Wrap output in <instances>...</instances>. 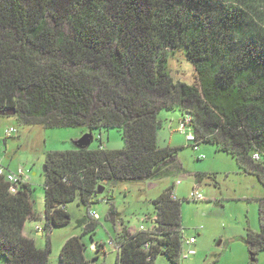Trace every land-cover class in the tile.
I'll use <instances>...</instances> for the list:
<instances>
[{"label": "trees", "instance_id": "1", "mask_svg": "<svg viewBox=\"0 0 264 264\" xmlns=\"http://www.w3.org/2000/svg\"><path fill=\"white\" fill-rule=\"evenodd\" d=\"M179 49L194 63L193 83L169 70ZM11 109L14 115L0 116L123 131L122 149L79 147L77 139L73 149L46 154L44 230L70 223L66 205L78 197L90 211L107 188L159 180L180 168L178 147L158 143L163 110L191 116L194 147L215 144L264 184V0H0V111ZM172 188L154 200L156 218L141 224L145 230L123 226L111 238L119 246L117 264L190 258L181 257L188 246L182 201ZM32 193L30 182L12 193L0 176L3 264H49L50 248L24 234L27 220L39 216ZM117 215L111 204L108 218L120 222ZM96 220L85 215L77 223L93 236ZM260 221V230L242 237L252 261L264 250V197ZM87 247L81 235L70 237L62 264H105L103 242L91 243L93 256Z\"/></svg>", "mask_w": 264, "mask_h": 264}, {"label": "rangeland", "instance_id": "2", "mask_svg": "<svg viewBox=\"0 0 264 264\" xmlns=\"http://www.w3.org/2000/svg\"><path fill=\"white\" fill-rule=\"evenodd\" d=\"M169 70L175 80L193 83L197 73L192 59L181 49L169 59ZM163 126L159 130L160 146L178 147L180 168L168 177L146 182H126L114 189L107 188L102 197L92 203V212L97 213L98 226L92 236L78 226V219L89 214V207L78 197L67 203L71 215L70 223L52 226V231L42 234L33 228L35 224L45 226V157L49 151L70 150L74 141L87 132L85 127H45L42 124H24L16 116H0V155L6 163L28 168L31 172L33 200L39 216L27 221L26 228L34 236L40 248L49 249V264H62L61 249L74 235H81L88 246L86 253L95 255L90 246L93 241L104 243L102 258L105 264H117L118 253L111 238H115L123 226L137 229L141 224L151 225L156 218L154 200L165 189L173 186L181 202V216L184 238L193 235L197 238L196 254L189 259L173 261L169 256H159L155 264H264V250L251 260V253L242 237L252 230H260V199L264 197V184L259 178L243 171L237 158L217 149L213 143L189 141L185 132L178 129L183 115L178 110H163L160 113ZM17 131L6 136V128ZM192 129V128H191ZM190 128L188 127V130ZM194 133V130L192 129ZM91 148L122 149L125 147L123 131L120 127L95 129ZM102 139H101V138ZM7 142V144H5ZM204 154L205 158H198ZM4 161V159H3ZM181 179V183H176ZM199 189L203 199H193L190 193ZM111 204L119 211L121 221L115 223L108 218ZM115 218V216H114ZM122 219L124 224H122ZM36 226V227H37ZM6 257H0V264Z\"/></svg>", "mask_w": 264, "mask_h": 264}, {"label": "built area", "instance_id": "3", "mask_svg": "<svg viewBox=\"0 0 264 264\" xmlns=\"http://www.w3.org/2000/svg\"><path fill=\"white\" fill-rule=\"evenodd\" d=\"M192 118L189 115H186L184 118H182L178 123V129L182 132H185L187 135V139L189 141H194L195 135L192 132ZM188 127L190 128V131L188 130ZM17 131L14 127L6 128V136H12ZM197 149L198 146H195ZM199 158H205L204 154H200L198 156ZM255 159H260V155L258 153H255L253 155ZM0 176H4L6 180L9 182V189L12 193H15L18 190V186L20 183L30 182L31 183V172L28 168H25L24 166L19 167L17 170L10 169L7 165L4 164L3 157L0 155ZM177 183H181V179L177 180ZM190 197L193 199H203V194L199 189H194L190 193ZM174 199H177L178 197L174 194ZM89 216L92 219H98L97 213L92 212V210L89 211ZM141 230H145V227L141 225ZM37 231H44L43 225H38L36 227ZM52 231V229H49ZM111 243L114 245L115 248L119 249V246L116 245V243L113 240H110ZM196 243V237L190 236L185 239L184 244L188 246L187 250H183L181 253L182 258H189L191 255L196 254V249L191 247L194 246ZM149 243H146V247H148ZM92 249H95V244L92 245Z\"/></svg>", "mask_w": 264, "mask_h": 264}, {"label": "water", "instance_id": "4", "mask_svg": "<svg viewBox=\"0 0 264 264\" xmlns=\"http://www.w3.org/2000/svg\"><path fill=\"white\" fill-rule=\"evenodd\" d=\"M16 113V111L14 109L11 110H7V111H0V114H9V115H14ZM94 135L93 133L88 130L86 133H84L77 141L76 144L79 147H88L91 145L92 141H93ZM46 166L44 165V168ZM104 188L101 189L100 193H103Z\"/></svg>", "mask_w": 264, "mask_h": 264}, {"label": "crops", "instance_id": "5", "mask_svg": "<svg viewBox=\"0 0 264 264\" xmlns=\"http://www.w3.org/2000/svg\"><path fill=\"white\" fill-rule=\"evenodd\" d=\"M5 144H7V142H6ZM1 156H2L3 159H4V164L7 165V166H8L10 169H12V170H17L19 167L22 166V165L19 166V165H20L19 163L14 164V163H13V161H14L13 159H10L9 162L6 163V158H7V157L4 158L3 155H1ZM175 193H176V192H175ZM176 194H177V193H176ZM177 196H178V195H177ZM31 219H34V218H31ZM29 220H30V219H29ZM27 221H28V220H27ZM26 225H27V222H26V224H25L24 234L27 235V236H30V237L34 238V236L31 235V232H30L29 230H27ZM36 226H37V224H35V226H34V228H33V231H34V232H35ZM38 233L42 234L43 232H42V231H38ZM191 236H193V235H191ZM189 237H190V236H189ZM34 239H35V238H34ZM196 243H197V238H196ZM196 243H195V245H194L195 249H196Z\"/></svg>", "mask_w": 264, "mask_h": 264}]
</instances>
